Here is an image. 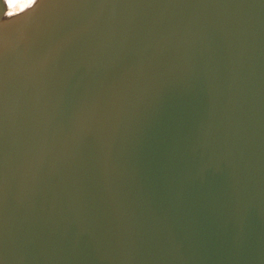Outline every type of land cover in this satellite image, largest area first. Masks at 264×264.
<instances>
[{
    "label": "water",
    "instance_id": "95a60500",
    "mask_svg": "<svg viewBox=\"0 0 264 264\" xmlns=\"http://www.w3.org/2000/svg\"><path fill=\"white\" fill-rule=\"evenodd\" d=\"M0 264H264V0H0Z\"/></svg>",
    "mask_w": 264,
    "mask_h": 264
},
{
    "label": "bare ground",
    "instance_id": "6f19581e",
    "mask_svg": "<svg viewBox=\"0 0 264 264\" xmlns=\"http://www.w3.org/2000/svg\"><path fill=\"white\" fill-rule=\"evenodd\" d=\"M30 3H32V2H28V0H21V2H19V3H16L14 5H9L8 0H6L8 13H14L16 11H19L23 7L29 5Z\"/></svg>",
    "mask_w": 264,
    "mask_h": 264
},
{
    "label": "snow or ice",
    "instance_id": "6c2138e0",
    "mask_svg": "<svg viewBox=\"0 0 264 264\" xmlns=\"http://www.w3.org/2000/svg\"><path fill=\"white\" fill-rule=\"evenodd\" d=\"M19 2H21V0H8L9 5H14ZM28 2H32V0H28ZM9 15H12V13H9Z\"/></svg>",
    "mask_w": 264,
    "mask_h": 264
}]
</instances>
